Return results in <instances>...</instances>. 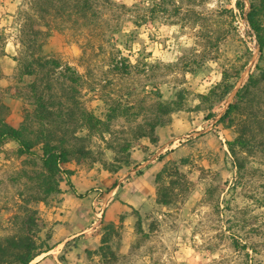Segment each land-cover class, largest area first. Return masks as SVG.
Returning <instances> with one entry per match:
<instances>
[{
	"label": "rangeland",
	"instance_id": "374dc122",
	"mask_svg": "<svg viewBox=\"0 0 264 264\" xmlns=\"http://www.w3.org/2000/svg\"><path fill=\"white\" fill-rule=\"evenodd\" d=\"M34 1L0 0L5 121L18 127L33 110L29 84L34 76L25 74L20 43L32 25L43 31L36 54L58 65L40 85H49L57 110L75 100L105 122L77 132L85 138L90 158L81 165L73 160L62 165L72 171L71 183L82 198L68 191L66 199L55 196L33 205L44 222L40 236H49L52 249L34 261L264 264V153L240 152L244 166L236 173L227 146L245 118L252 141L264 149V94L256 93L259 104L235 115L232 127L217 122L261 64L238 0H91L84 14L73 11L72 0H51L53 7L37 13ZM239 1L246 13L250 0ZM48 67L44 71H53ZM223 71L233 87L222 100L219 90L210 91ZM72 74L75 83L67 78ZM158 102H176L181 108L162 116L155 143L137 139L138 129H147L159 116ZM125 142L131 145L129 164L107 172V166L124 157L119 150ZM33 153L19 156L14 142L0 146V237L15 231L13 218L20 214L19 193L26 183L20 173L37 170L27 164L41 154L38 147ZM60 187L69 189L65 183ZM159 188L167 205L156 203ZM109 222L117 227L109 241L113 256L102 258L100 236ZM71 227L84 238L57 246ZM234 241L248 243L250 249H237ZM71 247L79 252L66 259Z\"/></svg>",
	"mask_w": 264,
	"mask_h": 264
},
{
	"label": "trees",
	"instance_id": "16d2710c",
	"mask_svg": "<svg viewBox=\"0 0 264 264\" xmlns=\"http://www.w3.org/2000/svg\"><path fill=\"white\" fill-rule=\"evenodd\" d=\"M72 2L71 8L77 13L83 12L84 14V11L90 10L92 6L91 0H72ZM44 6L47 8L53 7L51 0H35L33 2V7L37 13H45ZM236 6L255 37L259 53L258 61L261 64L256 65L257 74L248 75L246 82L236 91L234 101L228 104L224 113L218 119L219 124L229 128L233 126L235 115L242 116L244 112L247 114L251 112L254 105L259 104L256 93L262 92L264 94V0H250L246 13L243 12L242 2L238 0ZM28 19L31 18L28 17ZM27 28L30 29L25 31V37L23 36L20 40L21 46L25 50H23L24 60H27V62L22 61L21 63H23L25 74L34 76L33 81L29 84L33 110L24 115L18 127H13L5 121L4 116L7 107L0 102V146L7 142H14L17 145L19 156H33V150L37 147L41 154L35 157L38 163L27 161V164L32 168L37 167V170H23L20 173L21 176L26 178L25 188L19 193L20 214L15 215L13 218L14 233L0 237V264H30L37 256L51 250V246L47 244L49 236H45V238L40 236L44 222L33 205L45 203L50 197L59 196L62 193L61 183H65L73 195L82 198V195L77 193L70 181L72 171L64 170L62 165L72 160L77 165L85 163L90 158V151L83 143L85 138L77 135L78 130L82 128L80 130L90 131L95 125L105 124L104 121L95 117L91 112L79 107L73 97V101L67 102V106L62 111L57 110L60 107L56 105L55 97L50 94L49 85H43V87L40 85L43 84L45 78H50L54 74V70L58 68V65L56 61L43 59L36 54L37 48L35 47V49L34 46H36V40L39 39L43 31L33 28L32 25ZM46 66H49L48 68L53 71H44ZM67 78H70V82L73 83L78 79L73 74ZM232 87L233 83L229 81L228 73L223 71L221 81L211 89L210 93L219 90L220 98L223 100L232 90ZM207 97L208 95L202 96L203 99ZM156 108L159 116L154 122L147 124V129H138L137 139L148 138L151 143H155L157 137L154 135V130L163 122L161 121L162 116L170 115L174 111L180 110L181 107L176 102H158ZM247 122L248 120L243 118L239 129L236 131L235 138L227 142L236 173L242 171L244 166L243 159L238 157L240 152L246 155L253 153L255 150L264 153V149L259 148V145L252 141L251 127L246 125ZM71 125L72 128L69 129ZM77 125L81 127H77ZM130 148L129 142L121 145L119 153L124 154L122 155L124 157L116 159L105 170L109 173H116L121 170L122 166H127L130 159ZM159 177L160 174L156 177L157 181ZM169 202V199L164 197L162 190L157 189L156 203L167 205ZM119 219L121 222L123 216H120ZM116 228L113 222H109L104 227V231L100 236V246L98 247L102 258L107 255L113 256L109 241L111 236L117 233ZM136 228L138 232H141L138 215ZM233 244L237 249H250L248 243L240 244L238 241H234ZM251 249L253 250V248ZM245 255L248 257L247 252Z\"/></svg>",
	"mask_w": 264,
	"mask_h": 264
},
{
	"label": "crops",
	"instance_id": "0c3cea01",
	"mask_svg": "<svg viewBox=\"0 0 264 264\" xmlns=\"http://www.w3.org/2000/svg\"><path fill=\"white\" fill-rule=\"evenodd\" d=\"M71 181V180H70ZM61 188V190H62V193L59 195L60 197H63L64 199H66L65 197H66V193L69 191V189L68 190H66V189H63L62 187H60ZM140 193V192H139ZM63 202V207H64V200L62 201ZM59 209V208H58ZM60 221L59 222H64L62 219H59ZM99 221V223H100V219L98 220ZM76 230H77V227H71V230L70 231H68L67 233H66V235L63 237V239L62 240H60L61 241V243H59V244H57V246H63V247H65V245L68 243V242H72L73 240H77V241H79L80 240V242H81V240L84 238L83 237V234L81 233V232H78V233H75L76 232ZM56 238V237H55ZM56 242V241H55ZM58 242V241H57ZM58 247V248H59ZM51 252H52V249H51V251H48L47 253H45V254H51ZM75 252H79V250H76V249H74V248H72L71 247V249H67V252L65 253V258L66 259H70L72 256H74V254H75V256H76V253ZM80 259H82V256L80 255V257H79V261H80ZM32 264H44V261H33V263ZM61 264H66V263H61ZM67 264H69L68 262H67ZM73 264H75V263H73Z\"/></svg>",
	"mask_w": 264,
	"mask_h": 264
},
{
	"label": "bare ground",
	"instance_id": "6f19581e",
	"mask_svg": "<svg viewBox=\"0 0 264 264\" xmlns=\"http://www.w3.org/2000/svg\"><path fill=\"white\" fill-rule=\"evenodd\" d=\"M40 257H41V255L37 256L34 260H36V259H38V258H40ZM34 260H33V261H34ZM33 261H32V262H33Z\"/></svg>",
	"mask_w": 264,
	"mask_h": 264
}]
</instances>
